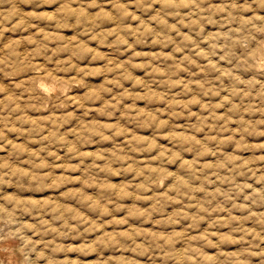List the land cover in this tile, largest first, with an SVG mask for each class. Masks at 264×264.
Returning <instances> with one entry per match:
<instances>
[{
	"label": "rangeland",
	"instance_id": "1",
	"mask_svg": "<svg viewBox=\"0 0 264 264\" xmlns=\"http://www.w3.org/2000/svg\"><path fill=\"white\" fill-rule=\"evenodd\" d=\"M228 3L17 4L0 33V57L19 56L0 64V195L36 251L9 237L3 264H162L159 249L123 250L133 232L166 240V264L264 260L249 254L264 250V73L234 70L246 50ZM42 73L66 108L32 98Z\"/></svg>",
	"mask_w": 264,
	"mask_h": 264
},
{
	"label": "clouds",
	"instance_id": "2",
	"mask_svg": "<svg viewBox=\"0 0 264 264\" xmlns=\"http://www.w3.org/2000/svg\"><path fill=\"white\" fill-rule=\"evenodd\" d=\"M135 2L142 4V0H135ZM200 2L203 3L204 0H200ZM18 3L28 5L35 4L38 9H44L45 5H48V8L50 9L52 5L59 4L60 0H0V33L4 31V25L12 24L14 18H16ZM226 9L229 12V19L231 22L239 25V40L245 42L244 47L246 54L233 56L234 70L244 68L246 66L259 67L260 72L264 73V0H243V2H241V0H230V3L226 5ZM51 11H37L36 9H33L31 11V15L39 19L42 16H47L48 12ZM229 32L233 36L237 35L236 29L229 28ZM258 34L260 38H258ZM136 55H140V53H136ZM14 56L16 57L15 60L13 59ZM17 60H19L18 54L15 52H8L4 55V57H0V64H3L5 68H11ZM72 66L71 61L67 62L66 67ZM0 71H4V68H0ZM236 79L238 83H243V81L239 80V77ZM41 81L49 86H52L54 91L45 92L41 89L39 87ZM29 87L33 90L32 98L38 104L43 105L47 103L50 104L53 109H56L58 107L66 108L69 103V97L59 81L54 82L51 78L45 79L44 76L41 75L39 79L32 80ZM251 94V91L247 93L249 96ZM257 95L264 96V91L257 93ZM241 131H247V129L242 128ZM258 160H264V156L259 157ZM233 167L234 169L240 168L242 165L234 164ZM4 175H11V172L9 171L8 173L0 174V182L7 183V181L3 180ZM25 195H32V193H26ZM36 195H46V193H38ZM20 210L19 205H17L14 200L7 198L4 195H0V219H3L6 223L15 226L8 232V237L22 241V249H27L29 252H35V242L29 236L25 235L24 232L26 227L32 226L23 224L17 218V212ZM124 235L128 236V233H125ZM139 235L144 236L145 239L137 243V233L133 232L129 237L131 244H127L126 246L122 245L121 247L123 250L132 252H137L139 250L147 253L149 249H159L162 264H166L167 260L173 258L172 251L167 246L166 240L164 243H160L158 240L148 239V236L151 234L142 232ZM8 237H0V240ZM258 237L259 233H256L254 239ZM259 238L264 239V237ZM117 243H119V241H117ZM29 245H31V247H29ZM249 247L259 248V245L249 242ZM53 251H55V249H53ZM249 254L252 256L264 257V250L252 251ZM40 255L43 256V253L41 252ZM193 258L194 256H190L187 259ZM25 259H27V257H25ZM196 264H199L198 258L196 259ZM241 264H243V262H241ZM260 264H264V260H261Z\"/></svg>",
	"mask_w": 264,
	"mask_h": 264
},
{
	"label": "bare ground",
	"instance_id": "3",
	"mask_svg": "<svg viewBox=\"0 0 264 264\" xmlns=\"http://www.w3.org/2000/svg\"><path fill=\"white\" fill-rule=\"evenodd\" d=\"M36 67V66H35ZM39 68V67H38ZM258 68V67H257ZM41 69V68H40ZM34 70V69H33ZM25 71V70H24ZM26 71H29L28 69L26 70ZM25 71V72H26ZM29 72H31V71H29ZM39 73H40V70H39ZM25 75V74H24ZM37 75H40V74H37ZM41 75H43V73L41 74ZM45 76H47V75H45ZM31 78H32V76H30ZM33 77H35V76H33ZM38 78V77H37ZM33 79V78H32ZM45 79H48V78H45ZM55 79V78H54ZM53 80V79H52ZM30 81H31V79H30ZM54 81V80H53ZM60 81V80H59ZM55 82V81H54ZM39 86H40V88L41 89H43V90H45V91H48V92H50L51 90H54L53 89V87L52 86H49L48 84H46V83H44L43 81H41V83L39 84ZM62 86V85H61ZM65 88V87H64ZM77 93V92H76ZM69 97V96H68ZM3 220V219H2ZM1 222V221H0ZM3 222V221H2ZM0 223L1 224V228H0V237H8V231L7 230H5V228L4 227H2L3 226V224L4 223ZM5 222V221H4ZM5 226V225H4ZM9 240H10V238L8 237V238H6V239H3V240H0V264H3L4 262H6L7 261V254L5 253V249H7L6 248V246L9 244ZM10 246V245H9ZM33 253V252H32ZM30 254V253H29ZM35 257V256H34Z\"/></svg>",
	"mask_w": 264,
	"mask_h": 264
}]
</instances>
